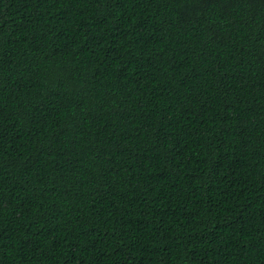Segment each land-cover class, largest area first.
Segmentation results:
<instances>
[{
	"label": "trees",
	"instance_id": "trees-1",
	"mask_svg": "<svg viewBox=\"0 0 264 264\" xmlns=\"http://www.w3.org/2000/svg\"><path fill=\"white\" fill-rule=\"evenodd\" d=\"M0 264H264V0H0Z\"/></svg>",
	"mask_w": 264,
	"mask_h": 264
}]
</instances>
